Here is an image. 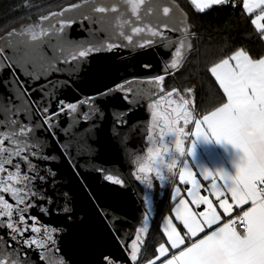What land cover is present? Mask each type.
<instances>
[{
    "label": "snow or ice",
    "instance_id": "1",
    "mask_svg": "<svg viewBox=\"0 0 264 264\" xmlns=\"http://www.w3.org/2000/svg\"><path fill=\"white\" fill-rule=\"evenodd\" d=\"M189 2L201 14L219 6L239 7L264 41V0ZM77 17L98 26L83 41H74L66 33ZM192 28L176 0H79L5 33L0 57L7 61L4 67L13 69L9 86L19 87L29 105L9 108L6 103L0 108L4 117L0 123V230L10 241L40 250L39 260L44 264H66L53 251L57 229L30 214L36 207L41 214L48 213L43 205L51 200L43 182L49 177L54 180L56 175L51 168L40 167L41 162L56 157L44 154L38 130L45 128L55 139L61 115L87 122L103 115L95 101L120 92L129 105L125 111L147 102L149 114L139 151L128 150L126 134L120 137L145 209L134 238L123 244L131 264H140L147 244L157 188L170 189V208L158 226L161 242L155 244L144 264H264V54L253 55L238 46L212 61L206 70L218 86L219 100L201 111L195 85L181 89L168 88L165 83L183 68L194 49L196 33ZM99 33H103L102 39ZM120 48H161L170 56H161L162 72L146 80H125L75 102L60 97L64 88L75 82L72 76L80 72L86 58ZM58 64L69 66L68 79L59 87L49 82L47 89H41L39 100H30L29 90L15 76V69L39 80L60 71ZM45 98L54 103L50 105ZM82 105H88L90 112L81 117ZM33 106L37 114L33 120L15 118L31 113ZM115 123L118 128L127 127L125 112ZM63 151L70 157L67 146ZM96 171L113 185L127 186L116 169L101 167ZM63 211L71 209L65 206ZM5 247L12 250L0 252V264H27V252L21 256L11 243ZM105 261L114 264L109 257Z\"/></svg>",
    "mask_w": 264,
    "mask_h": 264
},
{
    "label": "flooded vegetation",
    "instance_id": "2",
    "mask_svg": "<svg viewBox=\"0 0 264 264\" xmlns=\"http://www.w3.org/2000/svg\"><path fill=\"white\" fill-rule=\"evenodd\" d=\"M95 27L98 26L77 17V22L66 29V33L74 41H83L89 38L90 32ZM4 36L5 34L0 36V45H2ZM99 36L102 39L103 33H99ZM48 52L51 55V51L48 50ZM7 54L11 55V52L8 51ZM161 56L167 58L170 53L161 48L144 51L120 48L112 52L91 54L82 62L80 72L72 76L75 81L72 86L64 88L59 95L69 102L95 96L98 92L89 93L90 90L96 88L97 83L90 81L91 76H118L117 66L124 61L131 63L132 66L137 61H142V65L148 63L151 67L143 72H150V76L160 74L163 68ZM107 61H110V65L116 68L114 70L116 72L106 74L105 63ZM6 63L7 61H3L0 57V108L6 103L9 108H12L14 104L21 108L29 106L26 104V97L22 95L21 89L15 84L9 86V82L14 79V74L13 69L4 67ZM57 67L60 71L48 73L39 80L29 79L27 73L19 68L15 69V76L24 82L29 90L30 100H39L43 95L41 89H47L49 82L59 87L68 79L69 66L58 64ZM148 77H131L126 80L136 78L137 81H141ZM165 83L167 86V79ZM142 86L148 87L147 84ZM133 87L137 85L134 84ZM45 101L48 102L47 98ZM48 103L51 105L54 101ZM95 103L103 115L93 116L87 122L82 118L73 121L66 115H61L55 139L45 128L41 127L38 130L40 139L45 145L44 154L56 157L54 160L41 162L40 167L42 169L51 168L56 175L54 180L49 177L46 182H43V190L51 200V203L45 202L43 205L49 209L48 213L41 214L39 207H36L30 214L37 215L43 224L57 229L54 233L56 244L53 251L57 257L63 258L66 264H107L105 257H109L114 264L131 263L130 260H124L128 257V252L123 244L130 242V238H134V230L140 226L145 209L138 196L140 186L130 176L128 157L122 150L120 137L127 135L129 151H139L143 146L145 125L149 118L147 102L141 106L132 105L131 111H125L129 105L123 101L122 94L116 92L108 97H100ZM84 112H90L88 105L81 106V117ZM121 112H125L127 127L118 128L115 121ZM36 115L33 106L31 113H22L15 118L22 122H29ZM3 119V114L0 113V123ZM0 130L3 129L0 128ZM65 146L69 149L70 157L63 151ZM34 162L37 161L34 160ZM101 167L106 170L120 171L127 181V186L120 187L105 181L103 174L96 171V168ZM123 198L127 206L124 213L123 210L119 212L114 207L116 200L119 199L122 200L119 201L118 207H122ZM135 199L140 202V208ZM65 206L71 211L65 213L63 211ZM102 219L107 221L116 237V240L111 238V244L105 243L107 232L103 228ZM117 241L124 248L126 255L119 246L117 247ZM7 243L17 248L21 256L27 252V264H44L39 260L40 250L16 245L8 239L4 230H0V252L12 250L6 249ZM56 249L58 251H55Z\"/></svg>",
    "mask_w": 264,
    "mask_h": 264
},
{
    "label": "trees",
    "instance_id": "3",
    "mask_svg": "<svg viewBox=\"0 0 264 264\" xmlns=\"http://www.w3.org/2000/svg\"><path fill=\"white\" fill-rule=\"evenodd\" d=\"M77 2L79 0H0V36L24 23L36 21L40 15ZM176 3L187 13L196 36L192 40L193 51L183 68L167 78V87L183 89L195 85L196 101L199 110L203 111L219 100L218 86L206 70L210 63L238 46H244L253 55L264 54V41L259 39L250 18L239 7L219 6L201 14L193 9L189 0H176ZM25 4L29 6L25 7ZM158 192L157 188L150 231L147 244L142 248L140 264L151 258L155 244L161 242L158 226L170 208V189L163 190L162 198H158Z\"/></svg>",
    "mask_w": 264,
    "mask_h": 264
},
{
    "label": "water",
    "instance_id": "4",
    "mask_svg": "<svg viewBox=\"0 0 264 264\" xmlns=\"http://www.w3.org/2000/svg\"><path fill=\"white\" fill-rule=\"evenodd\" d=\"M105 72L106 74H111L114 73L116 71L115 67H112L110 65V61H107L105 63ZM117 72L119 73L118 76H91L90 81H94V83H96V88L92 89L89 91L90 94H93L95 92H100L104 89H107L108 87L114 85L117 82L129 79L131 77H139V78H143V77H147L150 76L151 74H149L150 72H143L148 70L147 68H144L142 65V61H137L135 63V65H131V63L129 62H122L119 63L117 66ZM103 72V70H102ZM122 199L116 200L117 203L114 204V207L116 209L119 210V212L124 213V211L127 209L126 206V201L123 198V203H122V207H118L119 201H121ZM136 200V199H135ZM137 206L140 208V202L138 200H136ZM121 209V210H120ZM103 218V217H102ZM103 222V228L106 229L107 232V236H105V243L106 244H111L112 239L116 240V237L114 236L110 226L108 225L107 221L102 219ZM112 238V239H111ZM119 246V248L121 249V251L123 252L124 255H126V252L124 250V248L120 245V243L117 241V247ZM115 258H117V256H115ZM124 259V257H123ZM124 260H129L128 257L125 258Z\"/></svg>",
    "mask_w": 264,
    "mask_h": 264
},
{
    "label": "rangeland",
    "instance_id": "5",
    "mask_svg": "<svg viewBox=\"0 0 264 264\" xmlns=\"http://www.w3.org/2000/svg\"><path fill=\"white\" fill-rule=\"evenodd\" d=\"M78 3V2H77ZM64 8V7H63ZM60 9H62V8H60ZM60 9H58V10H56V11H59ZM28 23H30V22H27V23H24V24H28ZM20 28V26L19 27H17V29H19ZM6 33V32H5ZM4 33V34H5ZM3 35V34H2ZM158 190H159V192H158V198H162L163 197V190H161V189H159L158 188ZM154 204H155V199H154V201H153V210H152V212L150 213V215H149V217H150V220H149V223L151 222V218H152V216H153V213H154ZM126 264H131V263H126Z\"/></svg>",
    "mask_w": 264,
    "mask_h": 264
}]
</instances>
